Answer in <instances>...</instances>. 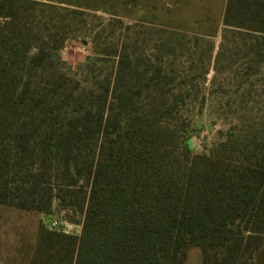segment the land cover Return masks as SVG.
<instances>
[{
  "label": "trees",
  "instance_id": "1",
  "mask_svg": "<svg viewBox=\"0 0 264 264\" xmlns=\"http://www.w3.org/2000/svg\"><path fill=\"white\" fill-rule=\"evenodd\" d=\"M39 3L44 2L0 0V202L44 211L52 202L51 184L41 200L36 181L16 188L33 203L6 198L11 158L3 151L14 147L11 176L21 173L17 157L31 152L36 139L25 97L30 91H56L52 55L64 46L65 17L59 18L62 23L51 17L38 24L29 11ZM223 25L250 37L243 45L257 55L255 63L264 60V0H226ZM117 51L104 99L74 112L49 135L47 151L63 161L64 172L74 176L80 163H89V191L79 236L40 229L38 264H181L188 246L200 248L201 264H256L264 245L263 137L238 131L208 153L176 156L166 141L167 128L153 123L159 108H148L145 121L133 110L132 90L141 94L142 83L149 87L154 78L161 80L162 69L149 75L125 48ZM162 105L160 110L166 109ZM92 141L98 147L90 155ZM184 151L189 153L187 146ZM45 171L34 175L41 180Z\"/></svg>",
  "mask_w": 264,
  "mask_h": 264
},
{
  "label": "rangeland",
  "instance_id": "2",
  "mask_svg": "<svg viewBox=\"0 0 264 264\" xmlns=\"http://www.w3.org/2000/svg\"><path fill=\"white\" fill-rule=\"evenodd\" d=\"M37 1L78 13L44 3L29 11L38 24L51 17L62 23L59 18L65 17L66 31L64 46L52 55L57 80L51 83L56 91H30L25 97L28 117L35 119L29 127L33 126L36 139L31 152L17 157L21 173L11 176L14 147L3 149L11 158L6 198L33 203L32 196L24 197L16 188L24 190L36 181L37 196L48 193L51 184L52 202L44 211L0 202V264H38L41 228L80 235L89 163H80L71 176L64 172L61 159L49 155L47 143L49 135L74 112L104 99V88L113 82L117 50L125 48L140 69L147 67L149 75L157 67L162 69L161 80L154 78L149 87L142 83L139 95L132 90L133 110L145 121L150 117L148 108H159L153 123L167 128L163 129L166 141L176 156L208 153L238 131L250 130L264 140V60L255 63L257 55L253 57L248 45H243L250 37L223 25L226 0H75L79 7ZM160 104L166 109L160 110ZM89 145L93 155L97 143ZM185 146L189 153L183 152ZM44 169L41 180L36 178V171ZM255 262L264 264V245ZM201 263L200 248L188 246L181 264Z\"/></svg>",
  "mask_w": 264,
  "mask_h": 264
},
{
  "label": "crops",
  "instance_id": "3",
  "mask_svg": "<svg viewBox=\"0 0 264 264\" xmlns=\"http://www.w3.org/2000/svg\"><path fill=\"white\" fill-rule=\"evenodd\" d=\"M42 1H48L52 3H57L65 6H70V7H79L80 4H76L77 2L75 0L73 1H68V0H42Z\"/></svg>",
  "mask_w": 264,
  "mask_h": 264
}]
</instances>
